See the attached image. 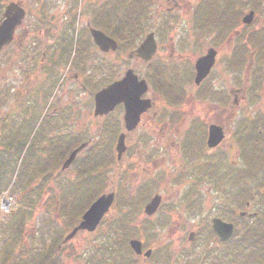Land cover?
Returning <instances> with one entry per match:
<instances>
[{
	"label": "flooded vegetation",
	"instance_id": "1",
	"mask_svg": "<svg viewBox=\"0 0 264 264\" xmlns=\"http://www.w3.org/2000/svg\"><path fill=\"white\" fill-rule=\"evenodd\" d=\"M133 4L140 2L135 0ZM124 5V0H101L86 24L88 35L91 29H96L116 42L114 50L100 52L94 46L97 51L118 62L124 56L135 64L134 69L129 68L134 72L138 67L143 68H138V72L144 73L142 78L147 83V92L142 95V99L150 100V106L139 116L136 129L119 133H124L127 148L116 162V169L122 167L131 151L133 133L145 127L146 131L151 132L148 141H154L152 139L159 134V144L156 145L166 146V151L168 147L171 149L170 153L158 156H155V151H150L147 163H138L136 160L130 163L140 171L141 181L137 184L136 194L140 199L147 194L149 199L146 204L159 194L162 206L164 196L160 188L168 176H172L175 183L187 178L202 180L205 177L211 181L214 178L215 192H220L224 185L221 176H227L228 179L224 180L230 181L231 190L227 194L221 193V197L230 198L228 205H214L212 210L215 215H210L206 221L201 212L202 200L193 198L197 191L195 185L187 195L188 200L182 198L188 202V211L195 218L194 223L186 222L188 226L183 245L198 242L202 246L207 245L198 264H239L235 261L236 254L248 261L252 253L250 228L257 214L250 211V201L241 199H252L250 178L255 171L253 155L258 159L257 163L260 159L264 163V137H257L261 131L254 135L257 124H252L246 118L237 124L235 132L233 129L237 123V112L251 107L245 103L246 98L254 101L264 92V70L259 67L260 62L264 61V25L257 23L258 10L264 11V0H146L144 9L137 8L134 16L129 17L128 28L116 22L118 17L115 14L121 13L123 16L122 12L126 9ZM249 14H252L250 23H244L245 16ZM181 20L193 38L191 41L180 40L175 35V25ZM147 35H150L155 45L152 56L145 60L132 52ZM56 52L61 54V49ZM208 55H213V64L208 74L196 83V64ZM219 65H222L220 72H215ZM73 70L75 66L68 67L65 75ZM73 100L69 99L70 114L74 111ZM53 111L54 114H49V117L53 116L55 120L60 117V112L62 118L60 108H54ZM109 115L123 129V105L116 106ZM212 127L219 128L222 134V140L215 146L208 144ZM222 147L234 158L229 164L224 161L227 154L222 151ZM237 159L242 164H238ZM232 165H238L239 168H233ZM158 171H162L159 176L156 175ZM122 173V170L113 172L116 175ZM238 181L242 186L240 193L235 194L232 186ZM258 194L264 198V189L258 190ZM169 199L172 201L173 197ZM160 207L152 216L143 217L149 220L155 218ZM214 220L232 226L231 236L227 240L222 241L213 231Z\"/></svg>",
	"mask_w": 264,
	"mask_h": 264
},
{
	"label": "rangeland",
	"instance_id": "2",
	"mask_svg": "<svg viewBox=\"0 0 264 264\" xmlns=\"http://www.w3.org/2000/svg\"><path fill=\"white\" fill-rule=\"evenodd\" d=\"M20 1L26 11L23 26L16 32L14 43L0 54V115L6 116L8 120L19 119L20 116L30 118L31 116H38L39 118L44 113L46 115H53L54 108H60L62 118L60 112H58L60 117L56 118L57 120L55 119L53 122L55 128L50 127L43 140L57 137V143L59 141L66 143L70 140L68 133H72L73 137L75 139L78 138L80 142L82 140L86 141L89 138H95L96 132L91 129L100 125L105 120H97L92 117L94 93L102 88L105 78L112 76V80L117 79L127 69H134L135 66L133 62L128 61L124 56L120 62L113 60L111 57H106L91 45L86 24L89 17L97 10L101 0ZM260 7L263 8V6ZM258 11L257 23L264 25V11L262 9ZM175 27V35L180 40L191 41L193 39L186 30L185 23L182 20L177 22ZM27 32L26 44L28 52L23 57L21 56L22 52L18 50V40L23 33ZM61 41H64L62 44L66 43L68 48L70 44L72 49L74 47L76 49L83 47V55L79 53L77 59H70L69 54L66 58L67 53L64 55L58 54L56 51L61 49ZM32 46H36L35 49H32ZM57 56H61V60L58 58L59 62L57 63L56 70L53 68L50 70L44 69L43 71L40 68L41 66L37 65L41 60L51 64L56 61ZM260 63L259 67L264 70V61ZM74 65H78L76 69L65 75L64 70L68 69V67L72 68ZM138 68L135 69L136 73L140 77H143L144 73L138 72ZM221 68L222 65H219L215 72H220ZM25 76L30 77L27 85L24 82ZM262 84L264 85L263 82ZM27 90L34 95L27 94ZM28 97L33 99L30 100ZM69 99H74V104H72L74 111L71 114L68 111ZM28 102L33 105L28 106ZM245 103L251 105V107L249 109L246 108L245 111L241 110L237 112L235 118L237 123H235L233 132L236 131L237 124L246 118L252 121V124H257V127H254V135L256 136L258 131H261L257 137H264V92L263 96H259L254 101L246 98ZM72 123L75 124L72 125ZM122 131L124 129L118 125L116 133ZM146 132L148 131L145 130V127H140L133 133L130 139L131 151H129L122 167L119 166L116 169L113 165L116 162L113 151L114 143L109 142V144H112V148L110 147V158L106 154L105 159L104 157L96 158L99 156L98 154L91 156V153L94 151L92 148V150L84 151V153L79 155L77 160L65 171H60L62 163L60 162L53 173L52 180L46 186L44 176H39L38 179L34 180L31 186H36L37 182L40 181L39 184L41 183L43 188L39 196H32L33 199L37 200V206L34 215L26 224L24 232L26 243L22 248L25 251H29L37 246L43 249L51 241L53 230L57 229L63 232L64 239L72 228L78 224L80 219L75 222H70L67 227L63 225V219H60L58 214H56L57 207L60 209L59 200L62 194L68 195L71 198V188L76 186V181L83 182V173L90 172L88 163L93 164L92 159L95 158L97 165L107 163L108 166H112L109 168H113L115 173L120 170L123 171L121 175H112V171L106 173V175L108 174L106 192L111 190H115L116 194L121 192L129 204L127 203V207H124L122 203H114L94 232L87 233L80 231L71 241L66 244H61L50 264H103L105 261V251L101 250L99 244L103 240L108 239L114 227L120 230L122 225L119 224V221L124 220L123 216H127V213L131 219L128 224L137 229L141 227L137 230L135 237L132 236L131 230L130 235L126 236L118 235L119 232L117 231L118 233L116 235L118 238L114 235L117 239V250L119 252L121 249L125 251L126 249L123 244L126 243L128 245L131 238L142 242L143 251L148 249L152 250V255L149 258L138 257L133 253L131 255L127 253L131 259H134L135 264H198L207 245L204 244L202 246L200 242L189 246L183 245L187 233L186 226H188L186 222L194 223L195 218L188 211V202L183 201L182 198L188 200L187 195L191 193L190 189L195 185L194 188L197 191L194 193L195 197L193 198L198 197L202 200L201 212L206 221L210 215H215V211L213 213L212 210L214 205H228L227 201L230 198L226 196L221 197V193L227 194L231 190L230 181L224 180L228 178L222 175L224 185L220 188V192H215L213 186L216 181H214V178L213 181L207 180L208 178L205 179V177H202V180L187 178L183 179L182 182L175 183L173 177L168 176L165 181L166 185L164 184L160 188L161 194L164 196V201L158 215L151 220L146 219L142 214L143 204L149 196L146 194L145 197L142 196V200L136 199L137 184L141 181L140 171L130 165V163L135 160L138 163H147L150 151H155V156H158L165 152L170 153L171 150L168 147L166 151V146L160 147L162 145H156V143L159 144V134H156V138L152 139L155 142L148 141L151 132ZM107 136L109 139L110 135ZM140 137L142 138L139 140ZM41 146H43V141L39 147ZM224 149L222 147V151L225 152ZM225 154H227L224 159L225 162L229 164L230 161L234 160L229 152H225ZM136 158H140L141 160L138 161ZM262 160L260 159L257 163L258 159L253 155L252 165L255 171L250 178V189L253 191L252 199L251 197L250 200L248 197L241 199V201L245 199L250 201V211L257 214V219L253 220L252 228H250L251 232L255 230L256 236H249L250 239L257 240L261 239V236L264 237V198L258 194V190L264 189V163ZM237 162L238 164H242L241 160L237 159ZM86 164L88 165L86 166ZM232 167L239 168L238 165H232ZM241 169H243V166H241ZM165 172L167 171L165 170ZM161 173L162 171H158L156 175L159 176ZM118 176L122 177L120 178ZM241 184L239 181L233 184L232 191L235 190V194L240 193L239 189L242 186ZM13 194L15 195V193ZM169 197H173V200L171 201ZM16 198L20 200L19 194L16 195ZM55 198L58 201L54 202ZM115 222H117V226H115ZM204 225L206 226L207 222ZM50 230H52L51 233ZM47 233L50 234L49 237L46 235ZM1 241H3V238H0ZM110 242L113 243L111 239ZM63 246L66 247L64 248ZM61 248L62 250H60ZM263 250L264 241L258 246L256 250L258 253L252 252L249 255L248 262L264 264V259H262ZM254 255H259V261L256 260Z\"/></svg>",
	"mask_w": 264,
	"mask_h": 264
},
{
	"label": "trees",
	"instance_id": "3",
	"mask_svg": "<svg viewBox=\"0 0 264 264\" xmlns=\"http://www.w3.org/2000/svg\"><path fill=\"white\" fill-rule=\"evenodd\" d=\"M6 1L0 0V14ZM134 1L124 0V8L126 9L122 12L123 17H120L121 13L115 14L118 17L116 21L118 25L128 28L130 22L128 18L134 16L137 8L144 9L143 4L146 0H136V2H140L136 5L133 4ZM37 65L41 66L40 68L43 71L44 69L57 68L55 62ZM29 78V76H25L24 82L26 85ZM29 94L33 95V93ZM49 126V120L40 122L38 116H31V118L20 116L19 119H11L8 122L6 116L0 115V197L2 192L8 190V188H10L12 194H19L20 197V200L17 199L16 208L10 214L0 217V238H3V241L0 242V264H50L54 259V254L58 251V247L62 244L63 232L55 229L51 234L52 239L48 243L49 246L46 245L47 247L45 246L43 249L37 246L29 251L22 248L26 243V236H24L26 224L34 215L37 206V200L33 199L32 196H39L41 193V189L37 185L31 186L33 185L32 182L39 176H44L45 186L50 183L57 165L63 162L72 145L76 147L80 143L77 140L76 143L72 144L68 140L66 143L61 144L60 142L57 143L54 137L43 140ZM42 141L43 146L39 147ZM59 144L61 146H58ZM59 147L62 149H59ZM89 166L92 167V171L97 168L109 167L107 163L103 164L102 167L101 164L98 166L89 164ZM104 189L105 186L101 181L83 179L82 183H77L76 186L71 188V198L62 194L59 200L60 209L57 207L56 214L60 219H63V225L67 227L70 222L80 219L88 205L102 194ZM56 201H58L57 198L54 199V202ZM117 203L120 204L121 201ZM123 219L119 221V224L122 225L120 230L114 227L108 239L99 244L101 250L105 251L103 264H135L134 259L129 256L132 252L126 243L123 244L125 251L120 248L119 252L116 248L117 239L115 236L118 232V235L126 236L130 235L131 230L133 237L136 236L137 232V228H133L128 224L131 220L128 213L127 216H123ZM115 226H117V222H115ZM51 232L52 230H50ZM46 235L50 236L49 233ZM110 239L113 243L110 242ZM256 250L257 246L252 249V252L255 253ZM238 256L236 254L235 258ZM254 256L259 261V255Z\"/></svg>",
	"mask_w": 264,
	"mask_h": 264
},
{
	"label": "water",
	"instance_id": "4",
	"mask_svg": "<svg viewBox=\"0 0 264 264\" xmlns=\"http://www.w3.org/2000/svg\"><path fill=\"white\" fill-rule=\"evenodd\" d=\"M24 18V11L17 4H9L0 20V51L7 46L13 39L15 28L21 24ZM252 14L244 18V23H250ZM94 43L103 51L108 48L114 49V43L107 39L101 32L91 31ZM153 46V47H152ZM154 44L150 36L146 38L144 43L135 51L137 56L148 60L152 55ZM213 55H208L196 64L197 75L196 83H199L208 74L212 64ZM146 85L144 81H138L132 71H128L124 78L118 82L109 85L107 88L100 90L94 95V115L103 116L112 111L116 105L123 104L125 109L124 123L127 131L133 130L139 122V116L146 111L149 106V100H141L140 97L145 93ZM222 140V134L219 128H210L209 146H215ZM80 146L74 150L69 158L63 164V169L67 168L75 159L76 155L84 148ZM124 135H121L116 145L118 157L124 152ZM113 201V194L103 195L98 198L84 213L82 221L75 227L71 233L65 237L64 243L71 240L78 231L85 230L93 232L100 223L104 214L108 211ZM160 203V199L155 197L145 207V214L151 216L155 213ZM213 231L221 238L222 241L227 240L231 236V225L222 224L218 220L212 221ZM130 246L137 254L141 253V244L138 241H131ZM150 252L144 255L149 256Z\"/></svg>",
	"mask_w": 264,
	"mask_h": 264
}]
</instances>
